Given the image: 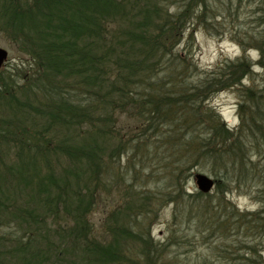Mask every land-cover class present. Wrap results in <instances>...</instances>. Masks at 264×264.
I'll use <instances>...</instances> for the list:
<instances>
[{"label": "trees", "instance_id": "obj_1", "mask_svg": "<svg viewBox=\"0 0 264 264\" xmlns=\"http://www.w3.org/2000/svg\"><path fill=\"white\" fill-rule=\"evenodd\" d=\"M168 1L176 7L173 14L162 7ZM244 3L252 9L253 27L238 40L242 55L217 62L210 72L197 71L202 78L193 83L190 74L198 68L181 52L197 29L214 28L218 8ZM1 21L32 64L23 74L0 70V264H76V257L83 259L79 264H122L129 260L125 245L133 250L130 242L139 245L143 264H154L155 247L139 222L154 213L151 199L162 196L174 207L189 202V208L208 195H186L182 188L130 190L143 177L131 162L136 156L142 162L147 152L141 137L150 133L158 136L154 143L174 146L179 123L189 127L184 140L196 158L210 164L217 208L226 213L195 205V224L210 235L226 234L235 224L245 237L260 231L249 236L257 242L230 244L235 257L224 242L219 249L235 264H264V0H0ZM246 50L258 53L261 73L252 72ZM234 89L239 123L229 129L207 104L214 94ZM122 116L140 123L135 139L118 131ZM112 139L117 143L108 147ZM123 156L133 173L129 180L120 176ZM159 168L166 173L165 165ZM170 170L176 182L187 171ZM113 173L114 184L127 189H117L123 203L106 214L98 239L90 215L97 200L112 193ZM250 182L259 209L225 211L221 195ZM144 194L149 197L141 204ZM131 222L143 231L134 232Z\"/></svg>", "mask_w": 264, "mask_h": 264}, {"label": "rangeland", "instance_id": "obj_2", "mask_svg": "<svg viewBox=\"0 0 264 264\" xmlns=\"http://www.w3.org/2000/svg\"><path fill=\"white\" fill-rule=\"evenodd\" d=\"M24 1L31 2V0ZM162 7L168 10V13L171 14L177 11L176 7L169 1L163 4ZM217 7L218 5L214 6V8ZM251 11L252 9L248 3L241 4L240 8L231 7L230 9L228 7L227 9L225 7L223 10L218 8L217 13L220 18L216 20L214 28L209 30L199 28L196 32H194L191 42H188L187 44L188 48L181 52V57H183L182 59L186 58L188 62L196 65L198 68L193 74H190L192 76L191 81L193 83H197L198 79L202 78L201 74L203 71L210 72L217 62L225 59H236L242 55V49L238 45V40L244 35V29L251 30L253 27ZM3 23L4 22L2 21L0 22V49L5 50L8 53V57L4 66L0 70L2 73L11 75L20 72L23 74L25 71L30 69L32 64L31 57L27 56V51L23 43L16 41V39L12 40L10 34L2 31V29H4L2 28ZM243 41L247 42L245 39ZM246 53L248 54L251 62L254 63L252 72H254V74L261 73V67L257 64V60L259 59L258 53L251 50H246ZM197 71L201 74L197 73ZM239 99L240 96L235 89L225 90V92L222 91L214 94L207 105L220 116L221 120L229 129H233L237 127V124L239 123L236 114ZM8 108L11 115L12 110L10 107ZM183 118L181 119V122H183ZM119 124L121 125L118 128L120 133L128 137L130 140L135 139V136L132 135L136 131L135 129H137L140 125L138 121L122 116L118 118L116 126ZM187 125H189V123ZM184 127L187 129V132L184 131ZM175 128L176 130L181 129V131H176L177 136L174 138L178 141L174 146L171 144L169 145V141L166 140H159L158 143H154V141H156L155 138H158V136H154L150 133L141 137V139L146 141L145 147H147V152L144 153L142 162L139 163L137 156L134 157L131 162L135 163L137 167L140 166V173L143 177L141 180L135 181V187L137 189L132 188L130 190L156 194L157 192H172L182 188L186 195H194L198 192L194 183V176L197 174L207 176V178L212 179L215 183V178L210 175V164L205 162L202 157H200L201 160H198L196 158L197 153L194 151L195 148L187 144L186 140H184L186 136L190 135V133H188L189 127L183 126V124L180 125L179 123L175 126ZM193 128L194 126L191 127V130ZM168 130L171 131V129ZM138 131L139 128L137 133ZM192 134L199 135L201 133L199 130V133ZM168 135L169 134L166 133L165 137ZM116 143V139H112V141L109 142L108 147H113ZM134 145L135 142H131L128 147H133ZM185 148L187 151L191 150L190 153L186 152L185 154ZM128 152V157H131L133 151L128 150ZM139 157H141V155H139ZM119 162H121L122 165L120 176L123 174L124 179L129 180L133 173L130 172V170H127L125 166L127 163V157H121ZM163 165L166 166V173L162 172L159 168ZM173 167H180V170L187 169V171L182 173L180 179H178L179 182H176L175 177L170 174V169ZM111 177V181L109 182L110 184H113V191L111 194L114 196L109 194L106 197L104 194L103 198H99L97 200V204H95V211L92 215H90V220L92 221L94 227V235L98 239H102L103 226L107 217L106 214L119 207V204L123 203L122 196L117 189L120 188L121 191L127 189V184H125V186L123 183H117V186L114 184V173ZM254 184L255 183L250 182L247 184L248 186H244L242 188L240 187L241 189H234L232 187V191L221 195L222 197L220 199L227 205L224 210L227 212H230V210L232 211L233 209H236L238 212L257 211L259 206L258 200L255 198ZM149 194H144L139 197L141 204L146 203ZM216 194V190L212 188L207 196L199 199V204H194L193 207L189 208V202L183 206L179 205L174 207L162 196H156L154 201L151 199L149 204H153L154 213L146 215L147 219L144 221H141L142 218H139V222L147 225V234L151 238L152 244L154 245L153 247H155L154 250L156 253L153 257L156 256V259L154 264H204L205 261H208V264H235L237 262L232 261V258L230 260L229 257H225L220 254L219 248L222 249V243L224 242L223 247L230 249L229 251H235L230 244L238 241L242 243V240L243 242L249 243L253 240H256V242L258 241V237L254 239H252V237L253 235H260V231L257 233L253 231L248 232L246 234L247 237H245L242 232H238L235 229L236 224L233 228L229 227L228 231H225L228 233L222 234L223 232L219 230L214 232L215 235H210V231L207 227L205 229V227L197 226V224H195L196 219L193 218V214L197 210V208L194 207L195 205L214 206V209H212V211L214 210L213 212L216 211L221 212L222 214L225 213L224 211H219L220 209L217 208L218 201L215 199ZM218 196L219 194L217 197ZM228 204L233 206L232 209H230L231 207L228 206ZM210 209L211 207L208 210ZM189 210L192 213H189ZM188 217L191 222H187ZM201 218L202 215L200 220ZM223 218L225 217H221L220 219ZM120 219L124 221L122 216ZM121 220H119V222ZM130 226L134 232H141V230L143 231L144 229L141 225H133L132 222L130 223ZM132 230L130 231L132 232ZM130 245L133 249L132 251L127 252V248L129 249L127 244L124 247L125 249H123L124 254L129 257V260L122 264H143L139 245L134 242H130ZM240 246H242V244ZM261 247H263L261 255L264 258V245ZM242 251L239 253H242ZM236 253L237 251L234 252V257L236 256ZM75 260L76 264H79L83 259L81 257H76ZM48 264L60 263L50 261Z\"/></svg>", "mask_w": 264, "mask_h": 264}, {"label": "water", "instance_id": "obj_3", "mask_svg": "<svg viewBox=\"0 0 264 264\" xmlns=\"http://www.w3.org/2000/svg\"><path fill=\"white\" fill-rule=\"evenodd\" d=\"M8 57V53L5 50L0 49V69L5 64ZM194 183L197 187V190L202 194L209 193L214 187V181L207 176L197 174L194 176Z\"/></svg>", "mask_w": 264, "mask_h": 264}]
</instances>
